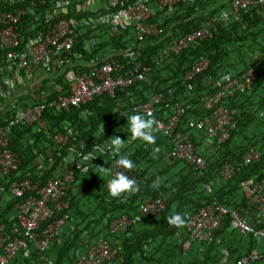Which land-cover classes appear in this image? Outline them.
<instances>
[{"label":"trees","instance_id":"trees-1","mask_svg":"<svg viewBox=\"0 0 264 264\" xmlns=\"http://www.w3.org/2000/svg\"><path fill=\"white\" fill-rule=\"evenodd\" d=\"M172 8H169L171 14L165 17L167 8L155 7L157 15L152 21L158 23L164 33L143 42L142 60L143 65L151 69L150 82L143 83L139 90L134 86L116 91V98L101 95L79 109L60 113L61 120L58 121L67 122L71 134L68 145L57 149L53 156L64 157L67 148L72 147L78 138L87 140L89 151H82L85 158L73 166L74 182L68 192L70 222L59 228L45 253V260L41 261L31 247L26 259L20 253L10 264H74L98 240L112 242L114 237L120 240L121 250L112 264H217L221 260L225 264H235L251 250L261 252L258 253L261 257L248 264L264 261V251L258 249L264 245V238L257 239L240 232L231 225L228 217L206 243L190 242L186 230L190 216L212 203L242 212L249 200L243 183L254 185L264 180V17L257 13L258 5H251L239 9L228 17L227 22H222L219 20L221 12L228 10L224 0H196ZM210 20L216 26V32L210 38L191 44L177 56L160 60L161 51L172 40ZM22 29L26 35L33 33L28 24ZM127 44L128 41L123 40L121 45ZM201 57L209 61L204 75L211 80L206 86L204 80H197L189 90L181 79ZM249 68L256 74L251 89L226 96L222 103L235 111L236 126L229 139L216 146L213 137L204 129L191 127L190 123L193 118L201 119L210 113L202 107V98L217 92L228 78L237 77ZM51 92L48 97L54 98L56 93ZM157 93L166 96L165 103L156 108L154 117H147L138 106ZM175 105L184 108L177 131L189 136L196 154L204 159L205 166L201 171H194L183 160L168 159L166 154L170 143L154 128L155 120L158 117L166 119ZM6 116L8 113L0 114V122ZM52 125L54 129V119ZM60 127L59 132L67 131L64 124ZM14 131L15 144L13 136L10 140L12 149L18 145L15 138L27 134L19 129ZM205 141L209 147H205ZM162 142L166 143L165 149ZM114 146L118 148L116 153L112 151ZM20 148L30 155L27 160L23 159L22 174L35 170L29 168L30 162L33 159L41 161L39 156L33 154L30 147ZM95 148L100 151L95 153ZM249 148L257 150L260 157L245 165L243 156ZM18 153L23 158L20 150ZM117 158L123 159L136 174L137 182L123 195L120 196L121 192L113 195L119 196L113 201L109 196L118 183L109 175L108 169L112 159ZM227 164L234 165L236 172L224 180L220 172ZM47 175L39 177L41 182L47 179ZM106 177L109 178L111 194L104 190ZM8 183L7 178H0V192L7 193L0 205V223L6 225L18 219L14 211L16 200L7 192ZM157 197L164 201V210L154 216L142 215V204ZM63 213L54 215L50 221L59 220ZM121 216L135 219L136 223L114 235L109 224ZM42 230L43 226L36 232L40 234ZM185 242H189L187 249ZM197 253L202 256L201 260L194 258Z\"/></svg>","mask_w":264,"mask_h":264},{"label":"built area","instance_id":"built-area-1","mask_svg":"<svg viewBox=\"0 0 264 264\" xmlns=\"http://www.w3.org/2000/svg\"><path fill=\"white\" fill-rule=\"evenodd\" d=\"M195 1L0 0V114L8 113L0 122V178L9 181L7 192L16 200L14 211L18 215L17 221L10 225L0 223V264H10L20 253L26 259L31 247L41 261L45 260V253L59 228L70 222L68 192L74 182L73 166L85 158L82 151L68 147L69 157L64 159V165L53 168L51 156L37 152L41 162L33 159L30 166L35 170L22 174L23 158L10 147L12 132L30 128L31 132L44 135L53 146L52 154L66 147L71 134L68 123H61L66 132L53 133L52 125H47L44 120L47 112H69L101 95L116 98V91L134 86L141 89L143 83L151 81V69L143 65V42L164 33V29L152 21L157 15L155 7H166V17L173 6ZM224 2L228 10L221 12L219 20L222 22L251 5H258L257 13L264 17V0ZM24 24L31 27V35L25 34ZM215 32V23L210 20L172 40L161 51L160 60L179 55L191 44L210 38ZM123 40L128 41L126 46L121 45ZM208 64L206 58L196 60L183 75L182 84L191 90L193 83L202 79L206 86L211 80L204 75ZM255 77L254 71L249 70L228 78L217 92L201 99L202 107L210 113L194 119L190 126L204 129L213 137L216 146L225 143L236 120L235 111L222 103L226 96L249 91ZM51 91L56 93L54 98L48 97L53 93ZM165 99L162 93L153 94L138 109L152 118ZM183 113L180 105L173 106L166 119L158 117L155 120L154 128L170 143L168 159L183 160L194 171H201L205 166L204 159L196 154L189 136L177 131ZM112 151L116 153L118 148L114 146ZM259 157L257 150L249 148L243 156L244 164L257 161ZM235 172V166L227 164L220 176L228 180ZM108 173L119 188L112 195H118L137 182L136 174L121 158L112 159ZM46 175L47 179L41 182L39 177ZM243 186L249 200L242 212L212 203L190 216L186 224L190 242H209L226 217L240 232L257 239L264 238V180L254 185L244 182ZM206 190L209 191L208 186ZM162 210L164 201L157 197L143 203L140 212L144 216H154ZM63 211L59 220L50 221ZM13 219L11 214L10 220ZM135 223V219L121 216L111 221L109 230L116 235L118 230H125ZM41 226L43 230L38 234L36 230ZM184 247L187 249L189 242H185ZM120 250L117 237L112 242L100 239L74 264H112ZM260 257L256 250H251L235 264H248Z\"/></svg>","mask_w":264,"mask_h":264},{"label":"crops","instance_id":"crops-1","mask_svg":"<svg viewBox=\"0 0 264 264\" xmlns=\"http://www.w3.org/2000/svg\"><path fill=\"white\" fill-rule=\"evenodd\" d=\"M249 70H253L252 68H249L247 71H249ZM247 71H245L244 73H246ZM244 73H242V74H244ZM241 74V75H242ZM240 76V75H239ZM47 99V98H46ZM181 106V105H180ZM182 107V106H181ZM183 108V107H182ZM184 109V108H183ZM51 119V121H49ZM53 119H54V124L56 125V126H58V127H55L54 129H53V133L54 132H57L58 131V128L61 130V127H60V125H61V123L58 121V119L59 120H61V116H60V113H54V112H51V111H49V112H47V114H46V116H45V122L47 121L48 123H50L51 125H52V121H53ZM194 119H196V118H193L192 120H194ZM53 126V125H52ZM20 130V129H19ZM22 132H26L27 134L26 135H22V136H17V138H15L17 141H18V145H15L16 147H14V151L15 152H17L18 153V150H20L21 151V153H23V159H25V160H27V158L30 156L29 154H27V150L25 151V150H23V149H21L20 147L21 146H23V147H30V150L32 151V153L33 154H37V152L40 154V155H42V156H51V158L54 160V164H53V168H56V167H58L59 165L60 166H63L64 165V163H63V161H64V159H66L67 157H69V154H68V152H67V154H65L64 155V157H62V158H56L55 156H53V154H52V150H54L53 149V146L48 142V140H45L44 139V135H42V134H37V136L35 137V135H36V133H33V131L31 132V130H30V128H28V129H25V130H21ZM14 132L15 131H13L12 132V136H13V142H14V136H15V134H14ZM17 132V131H16ZM25 142H27V144H25ZM202 142V141H201ZM13 144H15V142L13 143ZM12 144V146H14ZM87 144H88V142H87V140H83V139H77V141H75L74 143H73V145H72V147L73 148H75L77 151L79 150V151H85V149L87 150V152H89L88 151V147L86 148V146H87ZM204 144L206 145H204L205 147H209L210 146V144H208L207 143V141H205L204 142ZM162 146H163V148L165 149V146H166V143L165 142H162ZM96 149V148H95ZM94 149V151H95V153H98V151H96ZM169 150V149H168ZM29 151V150H28ZM24 152H26V154H24ZM19 154V153H18ZM39 162H41V161H39ZM31 166H29V168H30ZM28 172H30V171H28ZM28 172H25V173H28ZM108 182H109V178L108 177H106V180H105V184H104V190L105 191H108L109 193L112 191L111 190V188H109L110 187V185H108ZM116 189H119L118 187L116 188ZM245 189V188H244ZM125 190H127V189H125ZM125 190H122V192H121V194H120V196L121 195H123L124 194V192H125ZM4 193L6 194V195H4ZM246 193V192H245ZM111 194V193H110ZM119 195V194H118ZM111 196V197H110ZM109 196V198H111V200H113V201H115V200H117V198L119 197H115V196H113L112 194ZM6 197H7V193H6V191H3V192H0V205L3 203V201L6 199ZM75 223V220H73V224ZM258 249H260V250H263L264 251V245L262 246V247H258ZM259 254L261 253V252H259L258 250H256ZM224 253V252H223ZM217 264H225V261L224 260H221V262H219V263H217ZM254 264H264V261H263V259L262 260H259V262H257V263H254Z\"/></svg>","mask_w":264,"mask_h":264},{"label":"rangeland","instance_id":"rangeland-1","mask_svg":"<svg viewBox=\"0 0 264 264\" xmlns=\"http://www.w3.org/2000/svg\"><path fill=\"white\" fill-rule=\"evenodd\" d=\"M196 260H201L202 259V256L200 254H195V257H194Z\"/></svg>","mask_w":264,"mask_h":264}]
</instances>
